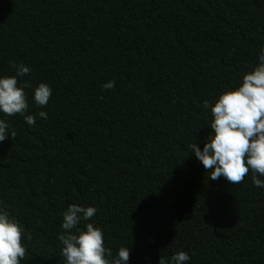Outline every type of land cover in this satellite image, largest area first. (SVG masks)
Instances as JSON below:
<instances>
[{
  "label": "trees",
  "instance_id": "obj_1",
  "mask_svg": "<svg viewBox=\"0 0 264 264\" xmlns=\"http://www.w3.org/2000/svg\"><path fill=\"white\" fill-rule=\"evenodd\" d=\"M262 47L264 0H0V76L30 68L18 85L35 117L0 113L16 133L0 142V207L24 229L20 264H65L70 204L97 209L87 223L113 255L130 248L128 264L181 250L188 264H264V189L251 170L210 180L188 147L212 131L204 103Z\"/></svg>",
  "mask_w": 264,
  "mask_h": 264
},
{
  "label": "clouds",
  "instance_id": "obj_2",
  "mask_svg": "<svg viewBox=\"0 0 264 264\" xmlns=\"http://www.w3.org/2000/svg\"><path fill=\"white\" fill-rule=\"evenodd\" d=\"M259 63L245 73L238 86L225 89L213 104L204 103L210 109L213 119L212 130L203 142V148L197 142L188 147L203 168L210 171V180L224 177L232 184H239L249 173L254 186L264 189V47L258 54ZM15 69L14 76H0V113L7 116L20 114L25 122L32 126L33 115H24L28 109L25 88L31 87L27 82L18 85V78L30 72L24 63H11ZM115 81H107L102 87L112 89ZM52 89L46 83H39L33 90L34 103L40 107L47 105ZM37 115L47 119L45 111ZM15 131L0 119V142L14 138ZM259 177V178H258ZM97 212L94 206L70 204L63 212L61 228L58 234L61 255L65 264H128L130 248L120 247L115 255L104 246L103 231L87 223ZM86 222L83 228L78 227ZM75 229V231H73ZM24 229L19 221L0 207V264H20L26 249L21 242ZM190 256L181 250L174 252L169 259L159 257L158 264H188Z\"/></svg>",
  "mask_w": 264,
  "mask_h": 264
}]
</instances>
